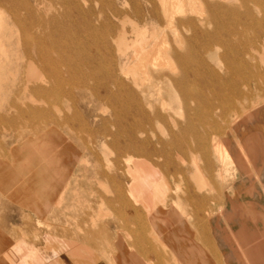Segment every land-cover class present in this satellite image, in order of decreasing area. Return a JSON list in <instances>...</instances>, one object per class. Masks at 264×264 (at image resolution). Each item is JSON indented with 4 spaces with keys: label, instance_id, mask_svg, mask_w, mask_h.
<instances>
[{
    "label": "rangeland",
    "instance_id": "rangeland-1",
    "mask_svg": "<svg viewBox=\"0 0 264 264\" xmlns=\"http://www.w3.org/2000/svg\"><path fill=\"white\" fill-rule=\"evenodd\" d=\"M153 1L160 11L164 12L161 0ZM19 7L20 11L24 12L23 7ZM166 21L163 19L157 25V36L159 39L165 37L173 41V34L169 29L163 33L162 26ZM20 23L18 22V25ZM138 25L146 26L143 23ZM261 32V28H249L247 34L250 35L245 39L264 41V34ZM19 33L20 37H23L22 31ZM125 35L128 40L134 38L129 25L125 27ZM254 49H227L220 52L224 86L236 84L241 91L238 96L227 101L234 105L238 103L236 117L233 110H228L225 114L226 121L221 123L220 134L225 133L231 138V144L224 140L223 144L227 145L222 146L227 162L218 163L217 158L221 150L219 151L215 135L210 138L215 144L211 145L209 142L210 146L207 145L206 151L201 153V146L203 143L207 144L210 136L209 118L206 129H203L201 115H188L186 105L190 102L185 98L182 100L181 97L179 101H171L166 93L170 76L183 77L187 73L191 75L192 71H188V67L200 70L205 62L212 66L213 53L204 51H195L191 53V59L184 61H178L170 52L175 68L173 64L140 65L136 60L128 65L130 69L135 70V77L145 94L156 89V84L158 90L162 91L153 104H149L150 100L142 101L148 113L154 115L151 111L154 109L159 115L158 122L152 120L149 133L142 135L154 134L165 141V158L159 156V161L170 162L169 166L165 165L167 173L144 160L136 161L131 157L128 148L122 145L102 149L95 146L89 148L87 145L82 148L69 143L63 149V159L54 160L52 164L49 160L40 159L39 153L43 151L41 147H34L35 143L44 145L48 137H42L39 143H23L26 137L32 138L35 133L39 135L43 125L35 131L29 124L4 125L5 118H0V264H248L245 253L234 251L239 244H235V241L228 244V240H223L215 230H218L220 225L222 228L229 225L238 228L240 221L251 223L252 231L264 230L261 220L251 222L249 218L234 213L230 214L232 218L229 219L224 211L219 213L221 200H225L228 194L234 199L237 196L243 198L255 194L256 197L252 198L255 208L260 211L264 209V191L259 185L258 189L251 187L258 179L257 169L245 171V175L241 174L240 169L235 168V162L229 159L234 150V132L240 129L247 131L253 129L254 125L257 126V129L263 131L261 136L264 146V47L259 45ZM129 55H133L132 50ZM183 56L185 58V54ZM240 60L248 62L246 68L241 69L244 66L238 64ZM42 65L39 62V66L43 68ZM238 68L244 72V76L235 73ZM251 73H254V78H251ZM128 76L132 81L133 74L129 72ZM160 97L171 101L173 109L164 108ZM190 104L193 105V102ZM71 110L72 108H69L67 112L70 119L74 116ZM188 122H191L192 129L189 133L182 134L179 126L182 123L187 125ZM211 122L213 126V117ZM59 130L64 133L68 131L61 126ZM73 133L76 137L81 135V138L88 135L87 131L76 129ZM197 144L200 150L195 149ZM158 147L162 148V145L159 144ZM192 152L196 155L199 172L189 164L192 163ZM76 153H79V159L75 157ZM180 155L184 160L181 165L185 170L178 172L171 166V162L180 163ZM26 156H32V160L25 161ZM46 166H51V172L45 175L43 172ZM219 168H223V171L228 169L231 178L235 179L225 183L226 189H223L220 183L219 177L223 178L225 175ZM143 173L154 175L149 181L150 187L141 185L136 188L138 181L143 178ZM262 176L264 177V172ZM241 178L247 179L243 187L240 186ZM186 186L191 196L189 202H184L187 222L181 224L165 221L170 205L176 200L178 189L185 196L188 193L184 191ZM118 189L125 192L123 200L118 195ZM129 205L137 207L138 212H134ZM136 216L141 218L142 222L135 221ZM209 226L210 241H206L202 231L203 227ZM182 229L186 231V237L183 239ZM142 233L148 244L140 240ZM176 236L177 243L174 244ZM192 245L200 248L191 250ZM177 253H180L179 258ZM239 256L244 259L239 260Z\"/></svg>",
    "mask_w": 264,
    "mask_h": 264
},
{
    "label": "bare ground",
    "instance_id": "bare-ground-1",
    "mask_svg": "<svg viewBox=\"0 0 264 264\" xmlns=\"http://www.w3.org/2000/svg\"><path fill=\"white\" fill-rule=\"evenodd\" d=\"M161 3L164 12L160 11L153 0L0 1V52L4 51L7 45L17 49L24 45L27 51L23 69L24 81L20 90L23 101L19 104L13 101L9 107L1 97L4 87L0 84V118H5L4 125L29 124L35 131L43 125L39 135L35 133L32 138L26 137L23 143L38 142L42 137H48L44 145L35 143L34 147H41L43 151L39 153L40 159L49 160L52 164L54 160L63 159V149L69 143L102 149L122 145L128 148L131 157L136 161L144 160L167 173L165 165L169 166L170 162L159 161V156L165 158V141L154 134L142 135L148 134L152 120L158 122L159 118L154 109L151 110L154 115L148 113L142 101L150 100L149 104H153L162 91L158 90L156 84V89L147 90L145 94L135 77V70L130 69L128 65L136 60L140 65L173 64L175 68L170 52L178 61H184L192 58L191 53L204 51L213 53L212 66L205 62L201 71L199 68L188 67V71H192L191 75L187 73L183 77L170 76L166 93L171 101H179L181 97L182 100L185 98L188 102H193V105H186L188 115H201L203 129H206L209 118L210 136L207 144L203 143L201 146V153L206 151V146L214 135L216 142L224 146L222 143L226 135L220 134L221 123L225 120L228 110H233L235 117L238 112L237 102L234 105L227 101L238 96L241 91L236 84L224 86L220 52L227 49L253 51L255 46L264 47V41L245 39L249 28H261V33L264 34V0H161ZM19 6L23 7L24 12L20 11ZM163 19L167 20L162 26L163 33L169 29L173 34V41L165 37L159 39L157 36L156 27ZM18 22L22 24L18 25ZM138 23L146 26L139 27ZM126 25H129L134 33L131 40L125 35ZM19 31H22L23 37H20ZM130 50L133 51L132 56L129 55ZM39 62L43 64V68L39 66ZM246 63L248 62L243 60L238 62L244 66L241 69L247 67ZM129 72L133 74L132 81L128 79ZM235 73L244 76V72L239 68ZM253 74H250L251 78H254ZM161 75L163 76L162 73ZM156 76L158 78V74ZM160 99L164 108L173 109L171 101H165L163 97ZM4 105L10 111L13 109V115L5 114L2 110ZM69 108H72L74 115L71 119L67 116ZM174 113L177 114L176 111ZM212 117L215 122L213 126ZM190 125L191 122L187 125L182 123L179 126L182 129L180 132L189 133L192 129ZM60 126L68 131H60ZM74 129L87 131L88 135L86 138L79 137L81 135L76 137ZM221 138H224L223 142ZM253 140L254 134L246 136L242 148L238 151L240 158L251 157ZM159 144L162 148L158 147ZM213 144L215 143L211 142V145ZM198 147L199 144L195 149L200 150ZM194 154L192 163L189 164L199 172ZM26 157L25 161L32 160V156ZM75 157L79 159V153H76ZM181 160L180 163L171 162V166L178 172L185 170L181 165L183 158ZM244 168L248 169L249 165H244ZM50 172L51 166H46L43 173L46 175ZM153 178L154 175L143 173V178L138 181L136 188L141 185L150 187L149 181ZM44 184L46 185V182ZM178 190L180 193L176 194V200L170 205L165 221L183 224L187 222L184 202H189L191 196L187 186L184 187V191H188L185 196ZM117 192L123 200L125 192L120 189ZM254 204V201L250 202L249 205L253 209H249L243 203H237L232 206L231 212L249 218L251 222L261 220L264 224V209L257 210ZM130 207L134 212H138L137 207ZM225 214L229 219L232 218L229 211ZM135 221L142 222L138 216ZM252 228L246 221H240L235 234L229 226H220L215 231L216 234L220 233L223 240H228V244L234 241L239 244L234 251L245 253L248 264H264V230L252 231ZM210 231V226L203 227L204 240L210 241ZM181 237H186L185 229H182ZM176 238L178 237L174 238V244L177 243ZM140 240L147 243L143 233ZM198 247L192 245L190 249L195 251L200 248ZM178 250L180 252V249ZM179 257L180 253H177V258ZM240 259L244 258L239 256Z\"/></svg>",
    "mask_w": 264,
    "mask_h": 264
},
{
    "label": "crops",
    "instance_id": "crops-1",
    "mask_svg": "<svg viewBox=\"0 0 264 264\" xmlns=\"http://www.w3.org/2000/svg\"><path fill=\"white\" fill-rule=\"evenodd\" d=\"M26 46L22 45L21 47L17 48H13L11 47V45H7L6 49L4 51L0 52V84L1 86L4 87V92L2 93L1 97L6 101L5 104H7L9 107L11 106V103L13 101H17L18 104L23 101V97H22V92L20 91L22 88V84H23V69H24V65H25V59L26 57ZM5 114H8V116H11L10 114H12L13 109H11V111L8 109V107L6 105H4L3 109H2ZM3 112V114H4ZM14 113V112H13ZM13 115V114H12ZM263 133V131H260L259 129H257V126L254 125L253 129H249L247 131H242V129L234 132V136L233 139L235 140L234 143V150H233V155L229 157V159L233 162H235L236 165V169H240L241 174H246L245 171H254L255 169H257L258 171V175H257V181L256 183L251 187L252 188H256L258 189V185L262 188V190L264 191V177L262 176V173L264 172V156H262L263 150H264V146H263V136H261V134ZM248 134H254L256 136V139L253 140L252 142V155L250 158L244 159L243 157L240 158V154L238 153V151L240 150V148H242L244 140L246 138V136ZM222 142H223V138H221ZM231 138H229V136L226 135L225 140L226 143L230 142L231 144ZM224 145H227V144ZM256 144V145H253ZM219 155H218V163L221 162H227V157L226 155L223 154V147L221 146V144H219ZM223 145V143H222ZM256 146V148H255ZM255 150V151H254ZM220 165V164H219ZM244 165H249V168L246 169L244 168ZM222 166V164H221ZM242 166V168H241ZM219 171H222L225 175L223 176V178L219 177L220 179V183L222 184V188L226 189V185L225 183H227L228 181L231 182L232 180H235L232 177V175L230 173H228V169H225L223 171V168H219ZM231 175V176H230ZM220 176V175H219ZM241 183L240 186L243 187L244 186V181H246L247 179L241 178ZM224 183V184H223ZM246 184V183H245ZM259 192V190H258ZM258 195H260V192L258 193ZM257 195V196H258ZM255 196V194H254ZM254 196H243V198H235L233 196H230L229 194L226 195L225 200H221L222 202L220 203V211L219 213H221L222 211L226 212L229 211L230 214L233 213L231 212L232 206L237 204V203H243L244 205H246L249 209H253L252 207H250L249 203L253 202L254 200H252V198ZM256 197V196H255ZM244 199V201L242 200ZM246 199V200H245ZM249 199V200H248ZM241 201V202H240ZM255 202V201H254ZM251 224V223H250ZM249 224V225H250ZM221 226V225H220ZM222 227V226H221ZM230 230L235 234L236 231L238 230V228H234L232 225H229Z\"/></svg>",
    "mask_w": 264,
    "mask_h": 264
}]
</instances>
